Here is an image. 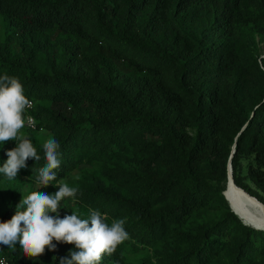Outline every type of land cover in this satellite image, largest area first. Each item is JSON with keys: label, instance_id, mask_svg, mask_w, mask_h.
Instances as JSON below:
<instances>
[{"label": "trees", "instance_id": "obj_1", "mask_svg": "<svg viewBox=\"0 0 264 264\" xmlns=\"http://www.w3.org/2000/svg\"><path fill=\"white\" fill-rule=\"evenodd\" d=\"M258 38L264 0H0V76L19 78L34 103L28 130L45 131L30 138L39 161L13 180L0 173V219L34 191L52 137L57 178L79 189L61 218L91 208L126 221L128 238L100 264H264V230L223 195L236 143L234 182L264 204ZM14 147L0 144V166ZM53 243L36 258L0 246V260L59 264L78 250Z\"/></svg>", "mask_w": 264, "mask_h": 264}, {"label": "clouds", "instance_id": "obj_2", "mask_svg": "<svg viewBox=\"0 0 264 264\" xmlns=\"http://www.w3.org/2000/svg\"><path fill=\"white\" fill-rule=\"evenodd\" d=\"M30 106L19 78L6 73L0 76V144L16 141V147L6 152L8 159L0 166V173L8 180L15 179L21 169L27 168L30 158L36 162L41 159L32 140L20 134L25 126V109ZM42 147L46 163L37 170L35 182L41 188L55 184L59 190L53 194L33 191L23 195L15 215L8 221L0 219V246L14 252L19 245L26 257L36 258L44 254L46 247L56 251L55 240L78 249L60 258L59 264H100L105 253L112 254L128 238L126 221L113 219L109 225L104 214L91 208L87 218H81L75 210L61 218V201L66 197L75 199L79 189L57 178L61 167L59 142L50 137Z\"/></svg>", "mask_w": 264, "mask_h": 264}, {"label": "rangeland", "instance_id": "obj_3", "mask_svg": "<svg viewBox=\"0 0 264 264\" xmlns=\"http://www.w3.org/2000/svg\"><path fill=\"white\" fill-rule=\"evenodd\" d=\"M257 40H258V44H257L256 50H257V53L262 56V55H264V42L260 41L259 38ZM169 74H171V73H169ZM168 76H170V75H168ZM44 133H45V131H39V132H36L33 134V132L28 130L26 122H25V126L22 129H20V134H23L29 138H35L38 136H42V135H44ZM12 141H13V143H15L14 140H11V142ZM248 161H249L248 157H245L242 160V165H241V170H240L241 175L245 176V178H246V174H247V162ZM73 180H74V178L71 177L69 180L65 181V183L73 186V185H75V182ZM246 180L248 183H250L252 185L250 180H248V179H246ZM226 182H228V181H226ZM27 184H29V183H27ZM229 186H230V189L228 191V196L233 201L237 211H239L243 217H246L247 219H250L251 221H253L255 223H259V225H264V214L261 211L251 207L250 205L243 203L238 198L236 193L234 192L230 183H229ZM41 187H42L41 185H37L36 183L33 185L34 191H42V192H46V193L51 192V191H58V188L55 185H51V184L49 186H46L43 188H41ZM260 192L262 195H264V192H262V191H260ZM205 219L216 220V219H218V214L215 211H212L206 215ZM227 239L228 238H226V241H227Z\"/></svg>", "mask_w": 264, "mask_h": 264}, {"label": "water", "instance_id": "obj_4", "mask_svg": "<svg viewBox=\"0 0 264 264\" xmlns=\"http://www.w3.org/2000/svg\"><path fill=\"white\" fill-rule=\"evenodd\" d=\"M262 57H264V55H263ZM246 126H247V125H245V126L242 128L241 132L246 128ZM241 132L239 133V135L241 134ZM235 152H236V143H234V145H233V147H232V152H231V155H230V158H229V161H228V177H229V174H230V177H231V179H232V183H233L236 187H238L239 189H242L243 191H245L243 188L237 186V185L233 182L234 177H233L232 158H233ZM229 189H230V186H229V181H228V182L226 183L225 190L223 191V195L225 196V199L227 200V202H228V204H229L231 210H232V211H233V212H234V213H235V214H236V215H237V216L243 221V223L246 224L247 226H250V227L255 228V229H258V230H264V225H259V223H255V222L251 221L250 219H247L246 217H243V216L241 215V213L235 209L233 201H232V200L229 198V196H228V191H229ZM246 192H247V191H246ZM247 193H248V192H247ZM248 194H249V193H248ZM249 195H250V194H249ZM250 196L253 197V198H256V197H254V196H252V195H250ZM256 199H257V198H256ZM260 203H261L262 205H264L262 202H260Z\"/></svg>", "mask_w": 264, "mask_h": 264}, {"label": "bare ground", "instance_id": "obj_5", "mask_svg": "<svg viewBox=\"0 0 264 264\" xmlns=\"http://www.w3.org/2000/svg\"><path fill=\"white\" fill-rule=\"evenodd\" d=\"M234 182V180H233ZM229 183L231 187L233 188L234 192L238 196V198L245 204L250 205L251 207L261 211L264 214V205L260 203V201L256 198L251 197L247 192L243 191L242 189H239L232 183V179L229 174ZM235 183V182H234Z\"/></svg>", "mask_w": 264, "mask_h": 264}, {"label": "built area", "instance_id": "obj_6", "mask_svg": "<svg viewBox=\"0 0 264 264\" xmlns=\"http://www.w3.org/2000/svg\"><path fill=\"white\" fill-rule=\"evenodd\" d=\"M30 102H31V106L28 107V108H26V110H31L33 108L34 103L31 100H30ZM28 118H30V122H29V119ZM25 122H26V125H27V128L28 129H30V130H37L36 121H35V118L32 115L28 114L27 117H26ZM0 264H7V261L5 259H2L0 261Z\"/></svg>", "mask_w": 264, "mask_h": 264}]
</instances>
